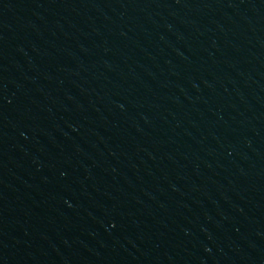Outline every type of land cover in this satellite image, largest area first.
I'll list each match as a JSON object with an SVG mask.
<instances>
[{
	"label": "water",
	"instance_id": "1",
	"mask_svg": "<svg viewBox=\"0 0 264 264\" xmlns=\"http://www.w3.org/2000/svg\"><path fill=\"white\" fill-rule=\"evenodd\" d=\"M0 264H264V0H0Z\"/></svg>",
	"mask_w": 264,
	"mask_h": 264
}]
</instances>
